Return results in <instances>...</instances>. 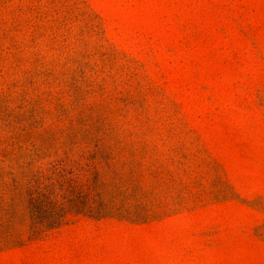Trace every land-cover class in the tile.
I'll return each instance as SVG.
<instances>
[{
  "label": "rangeland",
  "instance_id": "374dc122",
  "mask_svg": "<svg viewBox=\"0 0 264 264\" xmlns=\"http://www.w3.org/2000/svg\"><path fill=\"white\" fill-rule=\"evenodd\" d=\"M0 264H264V0H0Z\"/></svg>",
  "mask_w": 264,
  "mask_h": 264
}]
</instances>
